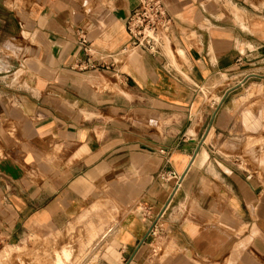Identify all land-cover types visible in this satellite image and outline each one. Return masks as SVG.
<instances>
[{
    "label": "crops",
    "instance_id": "1",
    "mask_svg": "<svg viewBox=\"0 0 264 264\" xmlns=\"http://www.w3.org/2000/svg\"><path fill=\"white\" fill-rule=\"evenodd\" d=\"M21 1L0 40V242L98 208L113 264H264V0H163L157 54L129 44L139 0Z\"/></svg>",
    "mask_w": 264,
    "mask_h": 264
},
{
    "label": "rangeland",
    "instance_id": "2",
    "mask_svg": "<svg viewBox=\"0 0 264 264\" xmlns=\"http://www.w3.org/2000/svg\"><path fill=\"white\" fill-rule=\"evenodd\" d=\"M21 2V0H0V40L7 31L5 26L8 25L11 30L16 31L13 24L14 17L10 15L16 4ZM97 209L93 208L83 217L78 215L67 222H61V224L28 230L12 243L0 242V264L115 263L116 260L115 257H112L110 245L107 241L102 242L100 239L105 232V234H109L108 229L112 224L103 225L106 220L95 216ZM106 209L105 213L110 215L108 219L112 222L116 216L111 208ZM92 212L95 213L91 215ZM98 219L99 222L96 223ZM70 248L71 259H69L70 262H67L66 251L69 252ZM58 259H61L63 263H57Z\"/></svg>",
    "mask_w": 264,
    "mask_h": 264
},
{
    "label": "built area",
    "instance_id": "3",
    "mask_svg": "<svg viewBox=\"0 0 264 264\" xmlns=\"http://www.w3.org/2000/svg\"><path fill=\"white\" fill-rule=\"evenodd\" d=\"M173 18L170 15L163 0H139L125 20V28L130 38V47L140 49L152 54H157L162 50L163 36L172 30ZM78 43L81 50L88 57L90 56V44L85 35H79ZM107 70L109 65L89 63L83 66L78 65V69ZM165 153L164 150H160ZM158 177L163 181L175 180L174 190L180 183L182 175L174 169H161ZM152 233L154 230L150 229Z\"/></svg>",
    "mask_w": 264,
    "mask_h": 264
},
{
    "label": "bare ground",
    "instance_id": "4",
    "mask_svg": "<svg viewBox=\"0 0 264 264\" xmlns=\"http://www.w3.org/2000/svg\"><path fill=\"white\" fill-rule=\"evenodd\" d=\"M234 9V8H233ZM237 9V8H236ZM235 11H237V10H235ZM234 12V11H233ZM240 12V11H239ZM238 14V13H237ZM242 17V16H241ZM180 49V48H179ZM93 214L95 213V212H92ZM92 213H91V215H92ZM81 220V219H80ZM84 220V219H83ZM87 221V220H86ZM80 223V222H79ZM76 224V223H75ZM73 245V244H72ZM72 245H71V247H72ZM68 247V246H67ZM66 247V248H67ZM65 248V249H66ZM74 249V248H73ZM76 249V248H75ZM66 251V250H65ZM65 251H63V252H65ZM69 251V250H68ZM65 254V253H64ZM73 254V253H72ZM66 256H67V262H70V260L69 259H71V248H70V251L69 252H67L66 251ZM56 262L57 263H61L62 261H61V259H58V260H56ZM63 263V262H62ZM54 264V263H53Z\"/></svg>",
    "mask_w": 264,
    "mask_h": 264
}]
</instances>
